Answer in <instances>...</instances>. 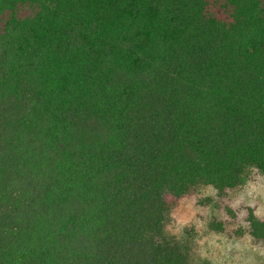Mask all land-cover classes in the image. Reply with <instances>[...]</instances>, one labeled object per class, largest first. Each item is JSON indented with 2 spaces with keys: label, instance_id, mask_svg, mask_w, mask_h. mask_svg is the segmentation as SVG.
Returning <instances> with one entry per match:
<instances>
[{
  "label": "trees",
  "instance_id": "trees-1",
  "mask_svg": "<svg viewBox=\"0 0 264 264\" xmlns=\"http://www.w3.org/2000/svg\"><path fill=\"white\" fill-rule=\"evenodd\" d=\"M252 170L264 0H0V264H191L167 196Z\"/></svg>",
  "mask_w": 264,
  "mask_h": 264
},
{
  "label": "rangeland",
  "instance_id": "rangeland-1",
  "mask_svg": "<svg viewBox=\"0 0 264 264\" xmlns=\"http://www.w3.org/2000/svg\"><path fill=\"white\" fill-rule=\"evenodd\" d=\"M166 235L190 247L191 264H264V240L251 221H264V174L252 170L237 187H203L167 196Z\"/></svg>",
  "mask_w": 264,
  "mask_h": 264
}]
</instances>
